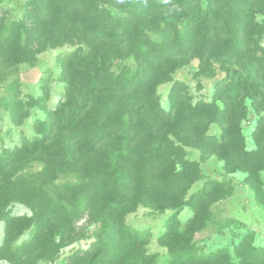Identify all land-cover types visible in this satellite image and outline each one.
Here are the masks:
<instances>
[{
	"label": "rangeland",
	"instance_id": "rangeland-1",
	"mask_svg": "<svg viewBox=\"0 0 264 264\" xmlns=\"http://www.w3.org/2000/svg\"><path fill=\"white\" fill-rule=\"evenodd\" d=\"M29 1L0 0V39L16 36L17 50L23 52L27 45L33 58L28 61L25 53L0 55V264H254L263 258L264 171L256 183L248 173L227 169L217 155L203 156L193 139L184 136L192 119L183 117V111L190 103L224 108L219 96L221 83L228 81L227 69L248 56L264 57V31L259 29L264 12H256L255 24L247 29L250 35L237 36L240 18L226 10L239 43L228 50L230 58L219 62L211 55L200 58L202 47L192 46L186 20L147 14L122 0H106L110 4L101 6L107 30L117 39L123 34L130 39L127 53L113 67L116 75L125 69L127 75L122 80L109 76L103 88L119 104L109 129L125 132L132 124V109H138L140 119L153 113L155 104L164 113L174 110L178 127L170 138L200 170L181 203L131 208L128 200L112 193L113 185L106 186L101 204H93L89 189L80 190L88 176L77 174L67 155L60 159L49 154L11 171L4 168L5 159L26 141L41 137L36 132L39 122L58 117L70 121L78 110L74 89L77 97L85 98L92 83L82 63L101 51L91 32L87 35L70 22L74 11H66L67 0L52 1L47 32L41 33L46 37L39 44L38 22L28 18ZM210 1L218 0H198V10L205 11ZM221 1L229 9L241 0ZM245 105L239 129L245 150L253 151L264 110L256 112L248 99ZM223 131L211 122L206 135L220 137ZM118 145L120 151L128 147L126 140ZM114 149L107 156L114 158ZM94 207L95 212L88 210Z\"/></svg>",
	"mask_w": 264,
	"mask_h": 264
},
{
	"label": "trees",
	"instance_id": "trees-1",
	"mask_svg": "<svg viewBox=\"0 0 264 264\" xmlns=\"http://www.w3.org/2000/svg\"><path fill=\"white\" fill-rule=\"evenodd\" d=\"M52 1H29L28 18L38 22L39 44L46 37L41 33L47 32L46 18L51 13ZM122 1L141 7L147 14H169L176 19L186 20L192 46L199 43L202 47L200 58L205 60L211 55L219 62L230 58L232 55L228 50L236 48L239 43L232 36L233 22L228 13L240 18L241 25L236 34L241 36L250 35L247 29L255 24L256 12H264V0H241L235 8L229 9L221 5V0L210 1L205 11L198 10V0ZM106 2L109 3L106 0H67L66 11H74L70 22H77L87 35L91 32L96 41L94 44H100L101 48L92 61L86 59L82 63L86 67L85 73L91 77L89 95L77 97V89H74L72 99L77 103L78 110L70 121L58 117L39 122L36 132L41 137L26 141L22 149L5 159L4 168L11 171L30 159L43 158L49 154H55L60 159L67 155L75 172L82 177L88 176L87 182L80 184V190L85 193V188L89 189L93 204H101L105 200V190L109 185H113L111 191L114 195L129 201L131 208L136 205L164 208L173 202L181 203L187 189L200 176V170L197 163L184 159L181 147H176L170 138L169 134L177 130L178 114L174 110L164 113L155 104L153 113H147L144 119L139 118L138 109H132V124L125 132L113 133L109 129L112 112L119 108V104L115 97L106 96L103 88L109 76L122 80L127 75V69L116 75L113 67L117 60L123 58L121 55L127 53L130 39L127 34L117 39L112 31L107 30L108 22L101 16L103 11L100 10L101 6H106ZM259 29L264 31V23L259 25ZM249 37L254 42L252 36ZM17 40L16 36L12 41L0 39V55L14 57L18 53H25L29 56L28 61H32V52L28 51L27 45H24L23 52L17 50ZM41 50L42 45L38 52ZM234 65L227 69L228 81L221 83L219 100L224 108L202 103L192 106L190 103L187 112L183 111V117L192 119L186 126L184 136L193 139L192 144L202 150L203 156L217 155L227 169L248 173L252 181L258 183L259 173L264 171V118L260 119L256 129L258 146L253 151L245 150L239 124L247 110L246 99L256 112L264 110V57L248 56L246 61L243 59ZM211 122H217L223 128L224 133L220 137L206 135ZM120 140L128 143L124 151L119 149ZM109 148H115L114 158L107 156ZM177 164H180L181 169H177ZM89 171L94 172L91 178ZM146 178L148 181L145 183ZM88 210L95 212L96 209ZM84 213L80 212L81 215ZM190 234L191 230L187 229L185 235ZM254 264H264V257Z\"/></svg>",
	"mask_w": 264,
	"mask_h": 264
}]
</instances>
